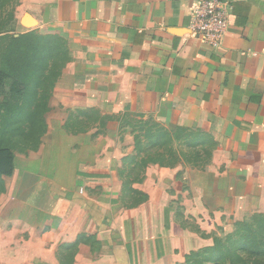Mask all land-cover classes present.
Returning a JSON list of instances; mask_svg holds the SVG:
<instances>
[{"label":"crops","instance_id":"crops-1","mask_svg":"<svg viewBox=\"0 0 264 264\" xmlns=\"http://www.w3.org/2000/svg\"><path fill=\"white\" fill-rule=\"evenodd\" d=\"M198 1L18 0L15 33L59 42L64 61L42 117L40 157L22 166L14 157L12 176L3 178L13 208L48 227L33 236L39 244H27L28 264H79L82 252L84 264H136L141 257L153 264V254L165 264L177 254L166 260L164 227L173 253L191 244L178 206L196 220L213 206L235 221L264 214V0H228L229 27L218 49L190 29ZM124 113L171 133L204 134L214 143L209 161L149 164L142 182H128L134 136L110 128L120 124L111 117ZM182 170L190 178L186 194L177 179ZM125 188L145 195L146 204L129 213Z\"/></svg>","mask_w":264,"mask_h":264},{"label":"rangeland","instance_id":"rangeland-1","mask_svg":"<svg viewBox=\"0 0 264 264\" xmlns=\"http://www.w3.org/2000/svg\"><path fill=\"white\" fill-rule=\"evenodd\" d=\"M16 2L17 0H0V25H5L9 13L15 8ZM7 24L8 28L4 27L0 29V36L7 33L8 35L17 37L18 34L12 29L13 25L11 21ZM34 42L42 47H38L36 52V65L34 69L31 72L29 71L31 55L28 52V48L27 51H24L26 54L24 58H27V60H24L22 57L19 58L21 66L17 70V76L19 82L25 86L23 96L20 98L13 97L7 93L6 89L0 88V146L11 149L17 165L20 166L24 163V159L36 160L40 157L39 152H36L35 149L38 148L39 138L44 133L42 117L48 112L46 105L52 95L51 89L58 82L63 66L58 53V44L54 48L53 43L47 44L43 38H34ZM11 47L8 40L0 39V53L2 56L7 55ZM33 48L32 55L34 57L36 47ZM120 117L122 120H119ZM111 118L113 121L120 122L118 126L117 124L110 126L112 131L130 133L138 138L140 151L136 153L135 158L137 160L134 164L127 162V167L124 169L128 180L138 181L140 176L143 175L139 173L142 164L141 167H137L141 160H144L145 163L155 164L156 162L168 167H175L177 165L200 167L209 161L213 143L204 134L185 130L181 134L182 137L191 135L192 138L183 139L180 142L172 144H166L164 138L158 143L159 145L152 146L150 141L145 138L144 131L151 129V135H153L157 130L165 129L163 126L156 124L151 119L144 120L143 118H139L137 114H126L123 116L121 114ZM144 122L147 124L146 127H143ZM116 126L119 130H117ZM194 136L199 139L196 140ZM28 151L36 153L29 154ZM53 158L54 165L56 166V162L58 163L59 159L56 156ZM132 170L136 171L132 172ZM177 179L183 182L181 191L186 194L185 190L188 187H185V183L189 181V175L182 170L177 174ZM3 181L4 179L0 178V264H28L27 244H39V242L34 241L33 236L47 231L48 227L46 221L33 212L27 209L13 208L12 201L8 199L7 195H4L5 193H1V182ZM178 186L180 187V185ZM121 202L124 203V207L131 210L129 213L137 210L138 205H142L140 207H143L146 204L142 196L131 195L129 189L123 191ZM192 206L199 207L197 204H192ZM178 208H182V210L180 209L181 224H184L191 232V244L188 250L187 248L181 252L175 250L173 253L169 243L168 230L164 227L163 231L159 233V238L165 244L164 252L166 260L174 257L175 255L173 256V254H177L176 257L172 258V261H165V264H191V252L200 255L194 261L197 260L201 264H264V257L253 256L256 252L254 250L248 252L250 246L240 244L242 241H239V238L227 240L228 236L235 232L236 223L243 220L251 221L256 213L247 214L245 218L243 216L244 219L235 221L232 215L223 213L216 206H213V210L205 214V217L203 216V210L199 208L200 211L202 210L199 216L200 220H196L187 214L186 209H183L181 206H178ZM17 217L20 220H17ZM103 222L106 225L108 224L105 220ZM29 230H33V233H29ZM64 247L66 246H62L63 249ZM208 248H214V251L217 253L216 256H211L206 251ZM63 249H61L60 255L66 257L69 251H63ZM153 256L152 263L157 264L155 254ZM86 257L87 254L82 252L79 264H84L87 261ZM136 264H145L142 257L136 259Z\"/></svg>","mask_w":264,"mask_h":264},{"label":"trees","instance_id":"trees-1","mask_svg":"<svg viewBox=\"0 0 264 264\" xmlns=\"http://www.w3.org/2000/svg\"><path fill=\"white\" fill-rule=\"evenodd\" d=\"M18 4V0L15 4V8ZM15 8L11 11V13H9L8 18H7V22H5V25L1 24L0 25V29L1 28H8V22L11 21V24L13 25L14 22V17H15ZM13 29V28H12ZM34 38H43L46 42L47 40L43 37L38 35L36 32H28V33H24V34H18L17 37H15L14 35H8L7 33L0 36V39H5L8 40V43L11 47L9 53L7 55H3L0 53V88L2 87L3 89H6L7 93L10 94L13 97H22L24 90H25V86L23 83L19 82L18 76H17V70L20 68L21 66V62H20V57H22L24 60H27L26 54L24 51H27L28 48V52L31 55V61L29 62V71L31 72L35 65H36V52L40 47L38 44H36L34 42ZM48 44V42H47ZM58 46H59V50H60V43L57 42ZM43 46H44V42H43ZM33 47H36L34 50V57L32 55V51H33ZM53 47L56 48L57 45L53 44ZM59 53V51H58ZM19 57H18V56ZM63 56V55H62ZM60 57V55H59ZM62 62L64 64V61L62 59ZM24 65V64H23ZM63 67V66H62ZM52 90V89H51ZM21 93V94H20ZM128 113H124L123 115H126ZM138 115V114H137ZM94 114H91V117H93ZM139 118H142L141 115H138ZM119 120H122V118L120 117ZM15 121V120H14ZM141 124V122H139ZM147 124L146 122H144L143 127H146ZM42 128L44 131V124H42ZM142 130V128H140ZM185 130H176L175 132L171 133L166 129H159L157 130V132H155L153 135H151L152 131L151 129H146L144 131V135L145 138L147 140L150 141V144L152 146L154 145H159L158 143L160 141H162L164 138L166 140V144H172L174 142H180L183 139H188V138H192L191 135H187V137H182V133ZM194 138L196 140H198V137ZM212 141V140H211ZM213 143V141H212ZM134 144H135V151L138 152L140 151V147H139V142H138V138L135 136L134 137ZM214 147V143L213 146ZM36 150V149H35ZM136 155L130 156L128 158L125 159V163H131L134 164V162H136ZM210 156V155H209ZM140 161V160H139ZM144 160H141L139 162V165H137V167H142L141 169H139V173H142L144 171V169L147 167V165H149L150 163H145ZM159 166H163V167H168L165 166L164 164H159L156 163ZM14 171V154L12 152L11 149H9L8 147L5 146H0V178L3 179L4 177H11ZM136 170H132V172H135ZM122 175V173H121ZM143 178H139L138 181L135 182H142ZM128 182H132L133 180H128ZM126 182V183H128ZM2 184V190L1 193H4V181L1 182ZM128 186V184H127ZM126 187V186H125ZM126 190H128L127 188H125ZM129 193L131 195H138V196H142L144 198V201H146V196L143 195L142 193L137 192L136 190L133 189H129ZM234 238H239V241H242L240 244H242L243 246H250L248 252L251 251H255L256 253L253 254L257 255V257L259 256H263L264 257V214H256L254 216V218L251 221H246L243 220L241 222H238L235 224V232L231 235L228 236L227 240H233ZM247 249V248H246ZM208 253L211 254V256H216V252L214 251V248H208L206 250ZM200 255L198 253L195 252H191V264H201V262L199 261H194V259L198 258ZM195 262V263H194Z\"/></svg>","mask_w":264,"mask_h":264},{"label":"built area","instance_id":"built-area-1","mask_svg":"<svg viewBox=\"0 0 264 264\" xmlns=\"http://www.w3.org/2000/svg\"><path fill=\"white\" fill-rule=\"evenodd\" d=\"M232 10L228 0H200L193 8L190 29L195 38L218 49L226 36Z\"/></svg>","mask_w":264,"mask_h":264}]
</instances>
